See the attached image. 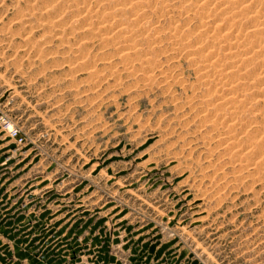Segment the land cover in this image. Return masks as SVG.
Returning <instances> with one entry per match:
<instances>
[{
  "label": "rangeland",
  "instance_id": "1",
  "mask_svg": "<svg viewBox=\"0 0 264 264\" xmlns=\"http://www.w3.org/2000/svg\"><path fill=\"white\" fill-rule=\"evenodd\" d=\"M0 264H264V0H0Z\"/></svg>",
  "mask_w": 264,
  "mask_h": 264
}]
</instances>
